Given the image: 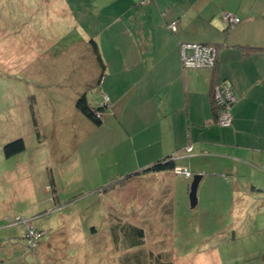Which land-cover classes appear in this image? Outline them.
Returning a JSON list of instances; mask_svg holds the SVG:
<instances>
[{"label": "crops", "instance_id": "0c3cea01", "mask_svg": "<svg viewBox=\"0 0 264 264\" xmlns=\"http://www.w3.org/2000/svg\"><path fill=\"white\" fill-rule=\"evenodd\" d=\"M58 5L69 21V32L74 29L83 36L87 29L89 32L77 43L64 46L68 52L74 51L71 55L76 56L78 70L66 114L73 127L77 122L85 124L92 134L101 133L92 140L94 149L101 153L90 159L86 170L91 175L97 167L106 178L96 192L110 250L105 255L100 249L82 246L78 264H102L99 259L112 251L116 255V249L124 250V258L133 251L120 235L116 234L118 240L113 241L111 228L117 224L141 227L147 254L149 249H157L166 263L167 253L161 254V248L167 247L175 264L170 242L175 221L182 218L176 211L177 196L188 197L190 179L174 175L172 170L143 172L167 157L192 176H201L197 191L207 192L211 198L222 197L220 207H214L211 199L205 204L207 211L200 214L209 216L212 209H228L227 215L216 211L211 218L222 226L216 231L217 240L261 242L253 256H259L256 264H264V202L260 198L264 196V0H58ZM89 13L94 20L87 17ZM225 14L236 16L240 23L229 28ZM171 22H175V32L167 28ZM69 37L64 35L60 41ZM91 38L104 63L100 82ZM181 43L214 45L215 67L182 68ZM220 82L226 83L237 98L231 108V125L226 128L215 123L212 106V91ZM93 85L100 96L109 99L100 126H87L88 120L74 107L81 94L90 100L87 92L93 91ZM88 139L83 138L79 146L82 148ZM189 146L191 151L187 152ZM54 150L53 145L50 152ZM137 172L140 175L115 184ZM105 187L109 189L102 191ZM199 204L198 199L193 209ZM186 206L193 210L189 198ZM69 216L62 214L63 218ZM231 217L233 222L225 220ZM197 219L179 224L191 225L192 220L197 224ZM99 231L89 222L86 230L74 227L73 232L91 241ZM209 238H213L212 233L199 240ZM69 239L76 242L77 237L71 234ZM195 250L190 251L193 258ZM210 251L213 254V249ZM89 252H96V261L95 257L88 258ZM56 256L66 257L67 252L60 250ZM212 257L215 264L229 262L219 255Z\"/></svg>", "mask_w": 264, "mask_h": 264}, {"label": "rangeland", "instance_id": "374dc122", "mask_svg": "<svg viewBox=\"0 0 264 264\" xmlns=\"http://www.w3.org/2000/svg\"><path fill=\"white\" fill-rule=\"evenodd\" d=\"M62 14L58 0H0V264H78L77 255L79 250H83L82 246L100 249L105 255L110 250L98 209L101 199L96 192L99 183L106 178L102 177L103 170L97 167L91 175L86 170L91 164L90 159L101 153L94 149L92 143L101 133L92 134L85 124L77 122L73 127L66 114L70 96H73L71 86L76 82L78 70L76 56L71 55L74 51L68 52L64 46L77 43L89 32L87 29L84 36L74 29L69 32L66 27L69 21ZM87 17L94 20L92 13ZM64 35L70 37L60 41ZM91 88L93 91L87 93L89 101L94 104L102 96L98 94L97 87L93 85ZM30 105H33L36 127ZM86 122L87 126L93 125ZM85 137L90 139L81 148L79 145ZM18 138H23L25 150L14 158L6 159L4 146ZM53 145L55 150L51 153ZM192 179L193 176L188 180V186ZM50 185L55 187V194L49 190ZM55 195L57 198L54 199ZM186 196L184 199L181 195L177 196L179 208L176 211L181 213L182 218L176 219L171 235L175 264H215L212 256L218 255L222 261L229 260L227 264H256L259 261V256L253 254L261 242L217 240L216 231L222 226L211 218L215 217L216 211L227 215V208L212 209L209 216L200 215L207 211L205 204L211 199L214 207H220L218 201L222 197L211 198L207 192L199 190L197 200L200 204L190 210L186 206ZM260 198L263 203L264 196ZM88 203L92 210L85 206ZM100 210L103 213V209ZM65 213L70 215L69 218L62 217ZM17 217L43 232L35 230L34 247L28 249L24 242L26 224L8 222ZM192 218L199 219L197 224L195 220L190 221L191 225L179 224ZM225 220L233 222L232 217ZM200 221L203 223L198 224ZM89 222L100 230L91 241L73 232L74 227L86 230ZM70 233L77 237L76 242L70 241ZM211 233L213 238L199 240ZM170 243L165 242L167 245ZM161 249V254L166 252L171 256L169 248ZM192 249H196L194 258L190 255ZM55 250L56 253L65 250L67 256L55 257ZM150 250L155 257L158 255L157 249ZM116 251V255L114 251L108 252L99 261L102 264H123L124 250ZM95 253L89 252L88 258L93 259ZM262 254L264 257V252Z\"/></svg>", "mask_w": 264, "mask_h": 264}, {"label": "trees", "instance_id": "16d2710c", "mask_svg": "<svg viewBox=\"0 0 264 264\" xmlns=\"http://www.w3.org/2000/svg\"><path fill=\"white\" fill-rule=\"evenodd\" d=\"M89 43L91 44V47H92L95 62L97 63V65L100 68V75H99V82H100L104 76V63L101 59L100 52L96 46V42L91 38L89 40ZM103 96H102L101 100L103 99ZM212 106H213V104H212ZM74 107H75V110L80 115L85 117L89 122L93 123L94 126H100L101 125V117H99V118L96 117L95 112L102 114L104 112L105 108L98 107V104L92 105V103L88 100V98L85 94H81L75 99ZM30 110L32 113L34 126L36 127L37 123H36V120L34 118L33 105H30ZM213 110H214V113L216 115V111H215L214 107H213ZM24 150H25V142H24L23 138H18L16 140H13L10 143H7L4 146V148H3L4 157L6 159H10L16 155H19ZM174 166L175 165H174L173 159L170 157H167V158L163 159L162 161L155 163L154 165H152L148 169L144 170L143 172L149 173V172H160V171H165V170H173ZM137 175H140V173L137 172L135 174L127 175L122 180L118 181L115 184L121 183V182L129 179L130 177L137 176ZM113 186H114V184H112L110 187H113ZM48 188L52 193H54V188H52L51 185L48 186ZM108 189H109L108 187H105V188H103L102 191L108 190ZM24 221H26V220H24ZM8 222L14 223V221H8ZM25 223L28 225V221H26ZM35 230L37 232L43 233L40 230H37V229H35ZM116 234L120 235L123 238V243H126V245L129 248L133 249V251L131 253H128L125 256V258L123 257L124 262H125V260H126V262H130L132 260L133 264H173L170 261V257L168 255H167L168 257L165 256L166 261L164 260V262H166V263H163V258H161L163 256L157 255L159 258L157 256L155 257V253H153L150 249H149L150 254H147V251H145L146 250V248H145L146 241L144 239L145 235H144V231L141 227L129 225V224H123V225L117 224L111 228V235H112L114 242H116V240H118V239H116V236H117ZM23 239H24V242L26 243V246L29 249L30 244H29V242L25 236V233H24ZM148 248H150V247L148 246Z\"/></svg>", "mask_w": 264, "mask_h": 264}, {"label": "built area", "instance_id": "2783aa9c", "mask_svg": "<svg viewBox=\"0 0 264 264\" xmlns=\"http://www.w3.org/2000/svg\"><path fill=\"white\" fill-rule=\"evenodd\" d=\"M224 21L229 28L237 26L240 23L239 18L231 14H225L223 16ZM168 30L175 32V22H171L167 25ZM180 56L181 64L184 68H204L212 69L216 65L217 48L210 44H197V43H181L180 44ZM213 107L216 111L215 123L226 128L231 125V108L237 102V98L231 88L224 82H220L214 86L212 91ZM109 99L107 96H103V99L98 103V107L104 108L108 106ZM96 117H101L102 114L95 112ZM187 152L191 151V147L186 148ZM175 175H180L185 179H191L192 174L184 168H175L172 171ZM14 223H25L24 220L15 218ZM35 229L26 224L25 236L29 242V248L34 247L36 238Z\"/></svg>", "mask_w": 264, "mask_h": 264}, {"label": "water", "instance_id": "95a60500", "mask_svg": "<svg viewBox=\"0 0 264 264\" xmlns=\"http://www.w3.org/2000/svg\"><path fill=\"white\" fill-rule=\"evenodd\" d=\"M201 180L200 175L193 176L192 182L189 187V205L193 209L197 204V189Z\"/></svg>", "mask_w": 264, "mask_h": 264}, {"label": "clouds", "instance_id": "9594fccd", "mask_svg": "<svg viewBox=\"0 0 264 264\" xmlns=\"http://www.w3.org/2000/svg\"><path fill=\"white\" fill-rule=\"evenodd\" d=\"M100 102H101V101H100ZM100 102H99V103H100ZM106 107H107V106H106ZM106 107H104V108H106ZM102 115H103V113H102ZM101 118H102V116H101Z\"/></svg>", "mask_w": 264, "mask_h": 264}, {"label": "bare ground", "instance_id": "6f19581e", "mask_svg": "<svg viewBox=\"0 0 264 264\" xmlns=\"http://www.w3.org/2000/svg\"><path fill=\"white\" fill-rule=\"evenodd\" d=\"M26 222V221H25Z\"/></svg>", "mask_w": 264, "mask_h": 264}]
</instances>
